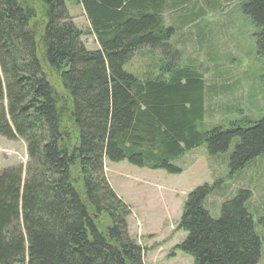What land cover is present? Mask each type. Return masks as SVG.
I'll use <instances>...</instances> for the list:
<instances>
[{
  "label": "trees",
  "instance_id": "1",
  "mask_svg": "<svg viewBox=\"0 0 264 264\" xmlns=\"http://www.w3.org/2000/svg\"><path fill=\"white\" fill-rule=\"evenodd\" d=\"M72 1L84 8L95 49L85 46L65 0H0V136L21 139L28 158L0 171V264H145L129 234L130 207L111 188L104 162L178 173L172 161L186 152L204 144L217 156L236 138L231 174L264 156V115L205 131L204 89L226 97L235 82L225 76L206 86L195 66L167 56L141 73L125 71L142 45L177 57L164 16L175 27L192 23L196 13H178L192 0ZM239 4L264 56V0ZM220 108L233 112L228 103ZM216 185L187 194L177 226L186 236L175 247L193 264H256L261 243L249 190L223 201L215 218L204 202Z\"/></svg>",
  "mask_w": 264,
  "mask_h": 264
},
{
  "label": "rangeland",
  "instance_id": "2",
  "mask_svg": "<svg viewBox=\"0 0 264 264\" xmlns=\"http://www.w3.org/2000/svg\"><path fill=\"white\" fill-rule=\"evenodd\" d=\"M65 3L73 24L84 32L81 38L85 46L95 49L97 42L82 8L69 0ZM182 8L178 13H196L197 19L175 27L168 18L170 14L166 16L167 26L174 27L169 50L174 49L177 57L142 45L124 65L125 71L141 73L144 68L140 63L154 66L157 58L167 56L172 58L170 61L177 59L186 66H195L203 74L206 86H218L220 78L225 76L224 83L235 82L237 87L226 97L219 94L210 98L204 89L205 114L201 127L205 131L216 126L228 127L229 121L240 115L261 119L264 115V56L257 53L254 42L257 27L242 12L239 0H217L215 6L207 5L205 0H192ZM47 74L57 95L61 96L63 89L58 78L50 71ZM227 103L233 112L220 108ZM64 126L63 121L62 129ZM236 143L234 138L228 151L217 156L209 155L204 144L193 148L172 161L180 168L178 173L132 166L125 160L104 162V174L111 188L130 207L129 234L144 249L145 264H193V257L175 247L186 236L177 226L187 194L204 183L218 186L204 202L206 210L215 218L220 215L223 201L238 190H249L246 207L261 243V256L256 264H264V156L254 158L241 170L229 174L228 158ZM27 159L21 139L8 140L0 136V171L11 166L24 167Z\"/></svg>",
  "mask_w": 264,
  "mask_h": 264
},
{
  "label": "crops",
  "instance_id": "3",
  "mask_svg": "<svg viewBox=\"0 0 264 264\" xmlns=\"http://www.w3.org/2000/svg\"><path fill=\"white\" fill-rule=\"evenodd\" d=\"M69 1L73 2L72 0H69ZM73 3H75V2H73ZM76 5H78V6H80V7L82 8V12H83V14L86 16L83 6L80 5L79 3H76ZM164 17H166V16H164ZM85 18H86V20H87V22H88V26H89V20H88L87 16H86ZM164 23H165V26L168 25V24L165 22V18H164ZM90 27H91V26H90ZM90 30H91V28H90ZM92 35H93V34H92ZM93 37H94V36H93ZM95 40H96V38H95ZM96 42H97V41H96ZM97 46H98V43H97ZM140 66H141L142 68H146V67H147V64L143 62V63H140Z\"/></svg>",
  "mask_w": 264,
  "mask_h": 264
}]
</instances>
